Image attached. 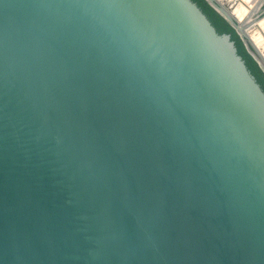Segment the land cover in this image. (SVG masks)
Wrapping results in <instances>:
<instances>
[{
    "label": "water",
    "instance_id": "95a60500",
    "mask_svg": "<svg viewBox=\"0 0 264 264\" xmlns=\"http://www.w3.org/2000/svg\"><path fill=\"white\" fill-rule=\"evenodd\" d=\"M204 1L264 73V0ZM0 264H264V92L196 3L0 0Z\"/></svg>",
    "mask_w": 264,
    "mask_h": 264
},
{
    "label": "trees",
    "instance_id": "16d2710c",
    "mask_svg": "<svg viewBox=\"0 0 264 264\" xmlns=\"http://www.w3.org/2000/svg\"><path fill=\"white\" fill-rule=\"evenodd\" d=\"M191 1L196 3V5L206 15L213 27L216 29L217 33L230 35L231 40L235 43L238 54L242 57L248 70L254 76L257 83L264 92V73L261 71L254 59L249 55L236 31L220 15H218L204 0Z\"/></svg>",
    "mask_w": 264,
    "mask_h": 264
},
{
    "label": "crops",
    "instance_id": "0c3cea01",
    "mask_svg": "<svg viewBox=\"0 0 264 264\" xmlns=\"http://www.w3.org/2000/svg\"><path fill=\"white\" fill-rule=\"evenodd\" d=\"M224 2H226V0H224ZM224 2H223V3H224ZM262 4H263V5H262V7H261V12H260V14H259L257 17H261V16L264 14V2H263ZM259 7H260V5H259ZM246 21H249V19H246ZM263 25H264V24H263ZM247 32H248V35H249V36H250V34H252L253 32H255V33L261 35V36H262V39H263V41H264V33H263L262 29L258 27V25H256L255 27L249 29ZM250 39H251V37H250ZM251 40H252L253 44L255 45V47L257 48V50H258V51L262 54V56L264 57V53H262L261 49H259V47L256 45V43H254L253 39H251ZM263 48H264V47H263ZM263 51H264V50H263Z\"/></svg>",
    "mask_w": 264,
    "mask_h": 264
},
{
    "label": "bare ground",
    "instance_id": "6f19581e",
    "mask_svg": "<svg viewBox=\"0 0 264 264\" xmlns=\"http://www.w3.org/2000/svg\"><path fill=\"white\" fill-rule=\"evenodd\" d=\"M236 14V11L234 12ZM237 15V14H236ZM251 39H253L254 43H256V45L259 47V49H261L262 53H264V41L262 39V36L253 32L252 34H250Z\"/></svg>",
    "mask_w": 264,
    "mask_h": 264
}]
</instances>
